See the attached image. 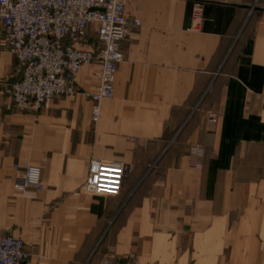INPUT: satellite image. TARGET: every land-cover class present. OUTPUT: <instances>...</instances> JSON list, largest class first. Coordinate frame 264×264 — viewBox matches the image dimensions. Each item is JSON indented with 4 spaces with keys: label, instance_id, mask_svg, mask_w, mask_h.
Segmentation results:
<instances>
[{
    "label": "crops",
    "instance_id": "obj_1",
    "mask_svg": "<svg viewBox=\"0 0 264 264\" xmlns=\"http://www.w3.org/2000/svg\"><path fill=\"white\" fill-rule=\"evenodd\" d=\"M194 1H125L140 24L95 123L81 93L13 106L3 87L21 70L0 22V230L27 264H264V0H199L198 23ZM91 158L129 165L119 194L82 188ZM15 162L39 165L44 188H14Z\"/></svg>",
    "mask_w": 264,
    "mask_h": 264
},
{
    "label": "built area",
    "instance_id": "obj_2",
    "mask_svg": "<svg viewBox=\"0 0 264 264\" xmlns=\"http://www.w3.org/2000/svg\"><path fill=\"white\" fill-rule=\"evenodd\" d=\"M126 0H0V22L6 44L16 58L21 77L3 87L19 111H36L55 97H73L81 93L92 100L91 119L100 114V102L113 96L114 80L123 60L121 43L138 19L125 15ZM202 3L194 1L192 19H201ZM90 31L93 34H90ZM99 63L94 71L96 84L80 90L77 77L85 65ZM211 123L215 112H207ZM195 166L201 167L204 148L190 145ZM13 186L17 190L43 189L41 167L15 162ZM129 165L89 160V170L82 188L89 193L117 195ZM31 253L25 240L0 230V264H27ZM100 264H115L103 256Z\"/></svg>",
    "mask_w": 264,
    "mask_h": 264
},
{
    "label": "rangeland",
    "instance_id": "obj_3",
    "mask_svg": "<svg viewBox=\"0 0 264 264\" xmlns=\"http://www.w3.org/2000/svg\"><path fill=\"white\" fill-rule=\"evenodd\" d=\"M89 78H93V74H89V76H88ZM91 80V79H90Z\"/></svg>",
    "mask_w": 264,
    "mask_h": 264
}]
</instances>
